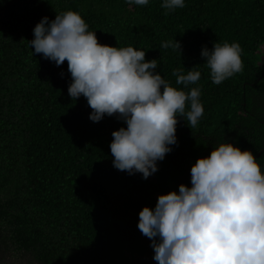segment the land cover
Masks as SVG:
<instances>
[{"label": "trees", "instance_id": "obj_1", "mask_svg": "<svg viewBox=\"0 0 264 264\" xmlns=\"http://www.w3.org/2000/svg\"><path fill=\"white\" fill-rule=\"evenodd\" d=\"M161 3L0 0V264L153 257L138 214L154 208L159 195L191 187L198 158L227 141L251 151L264 168V0H185L167 15ZM68 10L81 14L100 44L147 51L145 59H157V71L173 86V70L201 71L204 115L194 128L178 118L177 144L147 179L113 167L111 134L127 127L123 120L90 121L86 99L68 95L67 61L58 67L29 46L43 17ZM172 39L180 55L161 47ZM214 42L243 49L244 70L220 85L201 57Z\"/></svg>", "mask_w": 264, "mask_h": 264}, {"label": "clouds", "instance_id": "obj_2", "mask_svg": "<svg viewBox=\"0 0 264 264\" xmlns=\"http://www.w3.org/2000/svg\"><path fill=\"white\" fill-rule=\"evenodd\" d=\"M125 3L146 6L149 0ZM185 6V0L161 3L166 15ZM33 36L28 43L35 54L58 67L67 61L68 95L73 101L86 99L90 121L115 115L126 124L111 134L117 170L147 179L177 144L178 118L194 128L204 115L198 66L173 70V86L157 71V59H145L147 51L100 44L96 31L71 10L51 21L43 17ZM161 47L180 55L175 39ZM242 53L238 42L202 47L213 84L244 70ZM190 183L159 195L154 208L144 207L138 214L137 228L152 241L156 264H264V168L253 153L219 142L191 166Z\"/></svg>", "mask_w": 264, "mask_h": 264}, {"label": "water", "instance_id": "obj_3", "mask_svg": "<svg viewBox=\"0 0 264 264\" xmlns=\"http://www.w3.org/2000/svg\"><path fill=\"white\" fill-rule=\"evenodd\" d=\"M129 264H156L152 256H140L134 258Z\"/></svg>", "mask_w": 264, "mask_h": 264}, {"label": "rangeland", "instance_id": "obj_4", "mask_svg": "<svg viewBox=\"0 0 264 264\" xmlns=\"http://www.w3.org/2000/svg\"><path fill=\"white\" fill-rule=\"evenodd\" d=\"M144 239H145V240L147 239L148 241H150V240H149L147 237H145V236H144ZM151 243H152V241H151ZM11 263H12V264L14 263L13 260L11 261Z\"/></svg>", "mask_w": 264, "mask_h": 264}]
</instances>
